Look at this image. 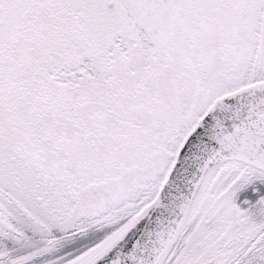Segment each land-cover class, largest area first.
<instances>
[{"label":"snow or ice","instance_id":"snow-or-ice-1","mask_svg":"<svg viewBox=\"0 0 264 264\" xmlns=\"http://www.w3.org/2000/svg\"><path fill=\"white\" fill-rule=\"evenodd\" d=\"M0 264H264V0H0Z\"/></svg>","mask_w":264,"mask_h":264}]
</instances>
